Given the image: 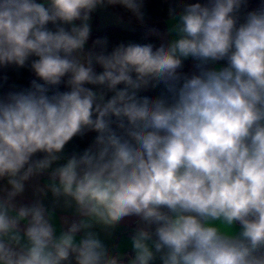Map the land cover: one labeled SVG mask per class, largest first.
<instances>
[{
  "label": "clouds",
  "instance_id": "clouds-1",
  "mask_svg": "<svg viewBox=\"0 0 264 264\" xmlns=\"http://www.w3.org/2000/svg\"><path fill=\"white\" fill-rule=\"evenodd\" d=\"M115 5L143 21L144 0H0V68L43 82L0 96V264H264V0L183 4L158 47L86 52L91 14ZM45 173L37 196L73 211L59 233L41 198L16 200ZM126 217L131 255L100 236Z\"/></svg>",
  "mask_w": 264,
  "mask_h": 264
},
{
  "label": "trees",
  "instance_id": "trees-1",
  "mask_svg": "<svg viewBox=\"0 0 264 264\" xmlns=\"http://www.w3.org/2000/svg\"><path fill=\"white\" fill-rule=\"evenodd\" d=\"M196 2L204 3L205 0H195ZM119 16L129 19L136 26L137 29L134 31L127 30L117 26H109L102 30L91 31L88 40L89 49L99 51L98 48L94 49L93 44L97 39L107 38L108 50L120 44V43H138L148 44L151 43L157 47L159 44L161 35L165 31V24L169 18V9L175 8L177 11V3L171 0H144V7L142 9L144 13L143 21H139L132 13L127 11L120 5L110 6ZM49 28H53L51 24ZM151 29H155L156 33L151 32ZM97 72L101 71L98 65L95 66ZM183 74H191L190 65L188 60L183 61V67L181 70ZM7 77V79H5ZM37 80L40 81L31 71L30 67L25 66L24 68H18L14 65L6 68H0V96L5 95L9 91H20L29 89L31 82ZM59 91H68L69 89L65 84L58 86ZM163 90V85L158 86L155 89L149 88L148 91H142L141 95H147L149 97H155L160 94ZM51 94V92H50ZM94 132H88L83 137H74L65 147V153L70 156L73 153H82L92 143L95 137Z\"/></svg>",
  "mask_w": 264,
  "mask_h": 264
},
{
  "label": "crops",
  "instance_id": "crops-1",
  "mask_svg": "<svg viewBox=\"0 0 264 264\" xmlns=\"http://www.w3.org/2000/svg\"><path fill=\"white\" fill-rule=\"evenodd\" d=\"M175 1L177 3V12L181 11L183 4H190L195 3V0H171ZM38 3H44L45 0H36ZM248 7L249 3H248ZM247 7V8H248ZM91 31H98L102 30L109 26H117L121 27L127 30L134 31L137 29V26L130 21L129 19L123 18L119 16L110 6L104 7V8H97L96 11H94L91 14V19L89 21ZM173 22L170 20V17L167 19L165 24V31L161 35L159 44L165 43L168 40L175 38L174 36H170L168 34V29L171 27V24ZM89 45L88 43L85 46V51H89ZM190 65V69L192 72L196 71L194 65L195 61H193L191 58L187 59ZM219 64L222 66L224 64L223 61L219 62ZM182 69L179 71L181 72ZM149 89L145 90L148 91ZM64 156L67 157L65 151ZM65 159H61L56 164H54L52 167L55 168L59 164L65 163ZM49 180V175L47 173L34 177L29 182L26 183L25 192L16 198L18 203L22 204H30L35 199L41 198L43 200V203L46 207H48L50 210L54 212V219L53 224L57 228V232L64 227L63 225V219L64 217L74 218L73 217V211L72 210H65L62 206V202L60 204L54 203V198L52 197V194L50 192L47 193L44 197H38L35 193L36 187H44L46 182ZM0 184H6V181H0ZM137 217H126L116 228V230L109 236L105 235L103 232L100 233L101 239L104 240L105 244L108 245L112 249H117L120 252H127L131 251V236L134 234V229L137 227ZM238 228V225H237ZM155 264H160V261L157 259L155 261Z\"/></svg>",
  "mask_w": 264,
  "mask_h": 264
},
{
  "label": "built area",
  "instance_id": "built-area-1",
  "mask_svg": "<svg viewBox=\"0 0 264 264\" xmlns=\"http://www.w3.org/2000/svg\"><path fill=\"white\" fill-rule=\"evenodd\" d=\"M260 2H261V0H248L249 6H251V7H248L247 10L250 11V10L257 8L259 6ZM125 253H128L129 255L132 254L131 251H127Z\"/></svg>",
  "mask_w": 264,
  "mask_h": 264
}]
</instances>
